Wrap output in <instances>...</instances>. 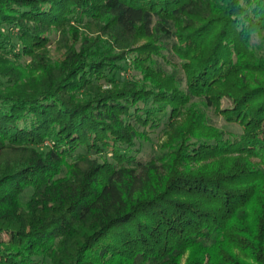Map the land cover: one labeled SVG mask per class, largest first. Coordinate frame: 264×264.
Returning <instances> with one entry per match:
<instances>
[{
	"label": "trees",
	"instance_id": "trees-1",
	"mask_svg": "<svg viewBox=\"0 0 264 264\" xmlns=\"http://www.w3.org/2000/svg\"><path fill=\"white\" fill-rule=\"evenodd\" d=\"M0 264H264V0H0Z\"/></svg>",
	"mask_w": 264,
	"mask_h": 264
},
{
	"label": "rangeland",
	"instance_id": "rangeland-1",
	"mask_svg": "<svg viewBox=\"0 0 264 264\" xmlns=\"http://www.w3.org/2000/svg\"><path fill=\"white\" fill-rule=\"evenodd\" d=\"M22 63L25 64L26 60H22ZM128 73H126L124 76L131 79V76L135 74L133 70H128ZM223 107H228L230 104L227 100H224L222 102ZM210 116L215 119V122L217 125L224 127L225 129H232L230 126L226 124L224 119L218 117L217 119L214 117V114L210 112ZM166 136H164L163 131L161 129H158L154 132L151 130H148V140H138L137 141V147L136 150H139L138 155L139 158L147 159L150 155L154 154L161 143L166 141ZM30 194L26 193L22 196V200L26 202L29 198ZM4 238H8L6 235L3 236ZM189 252L186 253L185 257L183 258V262H185L189 257Z\"/></svg>",
	"mask_w": 264,
	"mask_h": 264
}]
</instances>
